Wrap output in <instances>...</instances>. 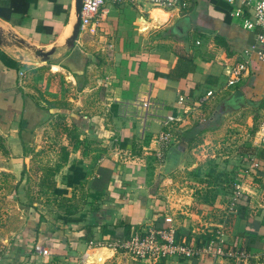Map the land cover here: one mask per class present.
Returning <instances> with one entry per match:
<instances>
[{
  "label": "crops",
  "instance_id": "0c3cea01",
  "mask_svg": "<svg viewBox=\"0 0 264 264\" xmlns=\"http://www.w3.org/2000/svg\"><path fill=\"white\" fill-rule=\"evenodd\" d=\"M81 1L0 0L2 170L13 164L19 168L25 157L52 161L41 169L39 185L34 183L30 191L47 201L35 200L36 210L23 207L28 209V223L17 233L16 246L1 253V263L86 264L87 254L105 247L113 252L105 264H126L130 257L109 245L118 238L127 239L134 229L165 228L167 217L178 239L207 241L221 230L227 247L249 255L261 252L264 198L257 204L261 194L252 180L264 178V172L258 173L256 158L258 149L264 148V131L254 145L256 165L240 184L246 207L232 204L215 228L206 227L190 236L198 216L182 217L176 223L174 215L181 208L178 199L182 196L164 202L156 187L161 162L179 143L173 131L183 134L210 100L229 90H223L228 66L248 60L250 76L235 88L234 96L264 100V60L251 51L253 34L230 17L231 8L223 0H185V8L168 7L166 0L126 4L108 0L96 21L80 26L75 35ZM142 20L151 26L147 33L140 28ZM87 30L96 36V48L110 50V58L92 55L85 46ZM217 36L225 38L230 56L215 45ZM180 56L192 57L196 69L186 78L170 80L168 74ZM44 68L68 76L71 88L76 87L77 99H68V108H44L27 91L33 72ZM207 90L216 94L201 112L182 113L178 96L195 101ZM145 98L151 102L148 109L142 107ZM167 115L178 121L164 127ZM55 119L59 122L54 123ZM163 132L170 139L167 146L159 138ZM35 245L47 248L49 255L35 252ZM234 262L202 256L186 261L171 257L156 264Z\"/></svg>",
  "mask_w": 264,
  "mask_h": 264
},
{
  "label": "rangeland",
  "instance_id": "374dc122",
  "mask_svg": "<svg viewBox=\"0 0 264 264\" xmlns=\"http://www.w3.org/2000/svg\"><path fill=\"white\" fill-rule=\"evenodd\" d=\"M165 22L164 20L163 24ZM86 35L85 46L92 50L93 56L98 54L111 57L109 49L103 51L96 48L97 39L95 40L94 33L87 30ZM33 73L35 76L26 83V88L28 92H32V96L42 101L44 108L66 109L68 104L70 105L68 99H77L76 87L71 88L69 83L71 79L68 76L54 73L51 68ZM105 76L106 74H102L101 77ZM253 82L254 78L251 80V83ZM242 84H239L237 89ZM235 88H229L223 95L210 100L204 106L203 113L195 115L183 134L177 130L173 131L172 136L176 135L179 143L161 162V172L156 182L160 199L164 202L168 200L172 202L175 200L173 198L182 196L178 199V203H181V200L182 203L181 208L177 209L178 214L174 215V220L179 223L182 217L192 220L193 215L198 216L200 222L197 218L192 225L194 232L190 233L193 237L205 231L206 227L215 228L213 226L218 224L227 209L232 207V193L235 191V186L244 182L249 176L248 169H253L256 165L252 156L256 153L254 146L258 143L256 137L264 131V100L242 96L239 99L234 96ZM216 121L218 124H215ZM55 122L59 121L55 119ZM196 124H201L206 130L191 132ZM209 124L210 126L207 127ZM11 148L13 152L14 147ZM2 163L4 161L0 158V255L16 246L17 233L21 232L24 223H28L29 219L26 215L28 209L23 207L34 208L32 204L38 198L43 204L45 200L47 201L44 195L37 196L30 194V191L34 183L36 187L39 185L41 169L52 164V161L43 160L42 157H25L19 168L15 164L8 166L9 171L7 167V171L2 170L4 168ZM12 163L11 161L8 165ZM17 170L18 174H16ZM252 181L253 186L255 185L261 194L257 198L258 204L264 198V178ZM201 204L211 208H199ZM261 250L259 253H254L255 255H249L247 252L246 260L236 261L234 264H264V248ZM93 254L94 251L92 254H87L86 262ZM112 256L113 253L109 258ZM127 259L126 264H139L130 258ZM109 264H114V261H110Z\"/></svg>",
  "mask_w": 264,
  "mask_h": 264
},
{
  "label": "built area",
  "instance_id": "2783aa9c",
  "mask_svg": "<svg viewBox=\"0 0 264 264\" xmlns=\"http://www.w3.org/2000/svg\"><path fill=\"white\" fill-rule=\"evenodd\" d=\"M108 0H82L80 19L81 26L84 27L96 21L100 12H103L104 6ZM114 4H126L135 0H110ZM230 6V17L254 36V44L251 51L254 52L260 60H264V0H223ZM168 7L178 6L185 8V0H166ZM199 44V43H197ZM250 64L248 60H240L226 68L224 89L237 87L246 81L250 76ZM216 94L214 90H207L203 96L195 101H189L183 95L178 96L177 105L181 107L183 114H192L201 112L210 98ZM145 98L142 107L148 109L151 102ZM189 101V102H188ZM173 115L163 117V126L169 127L177 122ZM162 145L167 146L170 142L167 133L160 134ZM242 189L239 184L235 186L232 204L235 205L238 198H242ZM166 227L161 229L141 227L130 232L129 237L118 238L109 247L128 255L135 261L156 264L174 257L178 260L186 261L198 259L202 256H209L213 260L226 259L240 261L248 257L242 249L229 248L226 246L223 232H216L215 238L207 241H189L187 239H178L176 230L172 225L170 217L165 218ZM33 250L41 256H48L49 251L40 245H35ZM0 264L1 259H0Z\"/></svg>",
  "mask_w": 264,
  "mask_h": 264
},
{
  "label": "trees",
  "instance_id": "16d2710c",
  "mask_svg": "<svg viewBox=\"0 0 264 264\" xmlns=\"http://www.w3.org/2000/svg\"><path fill=\"white\" fill-rule=\"evenodd\" d=\"M214 43L217 47L220 48H224L226 53H228L227 55L230 56V51H229V45L226 42L225 38L221 37V36H217L214 39ZM196 69V64L194 62V59L190 56H180L178 57L177 63L174 67L173 70H171L168 74V78L170 80H174V81H178L180 79L186 78L189 74L193 73ZM215 124H218L217 121ZM209 125H207V127H209ZM25 127L22 124V128ZM206 130V128L204 129L203 127H201V124H196V126H194V129L191 130V132H198V131H204ZM256 158L258 159V173L263 174L264 172V148L262 149H258L257 154H256ZM248 201L247 200H243V198H238L236 200V204L239 205L240 209L246 207Z\"/></svg>",
  "mask_w": 264,
  "mask_h": 264
},
{
  "label": "bare ground",
  "instance_id": "6f19581e",
  "mask_svg": "<svg viewBox=\"0 0 264 264\" xmlns=\"http://www.w3.org/2000/svg\"><path fill=\"white\" fill-rule=\"evenodd\" d=\"M140 28L143 33H147L151 29V26L146 21L142 20ZM107 253H109V255ZM112 253V251L105 249V247L96 249L94 254L88 258L86 264H104V261H106Z\"/></svg>",
  "mask_w": 264,
  "mask_h": 264
},
{
  "label": "water",
  "instance_id": "95a60500",
  "mask_svg": "<svg viewBox=\"0 0 264 264\" xmlns=\"http://www.w3.org/2000/svg\"><path fill=\"white\" fill-rule=\"evenodd\" d=\"M81 3H82V1L78 4V7H77V20L78 21H77V25H76L75 31H74L75 35H77L79 28L81 26V19H80Z\"/></svg>",
  "mask_w": 264,
  "mask_h": 264
}]
</instances>
